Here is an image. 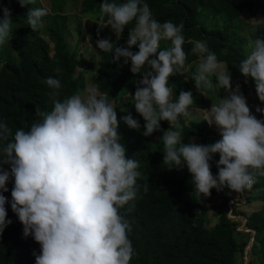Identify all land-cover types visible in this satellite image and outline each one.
<instances>
[{"label": "clouds", "instance_id": "9594fccd", "mask_svg": "<svg viewBox=\"0 0 264 264\" xmlns=\"http://www.w3.org/2000/svg\"><path fill=\"white\" fill-rule=\"evenodd\" d=\"M16 2L24 8L34 0ZM0 14L2 46L11 39L13 22L9 8H0ZM49 14L46 6L29 8L26 19L31 30L43 28ZM105 18V27H110L117 39L135 20L126 47L98 39L95 48L112 53V63L130 62V72L142 77L134 95H127L144 121L143 136L162 132V163L170 170L186 166L199 198L209 197L212 189L220 192L228 188L236 194L251 190L256 178L264 177V119L252 114L240 85L233 87L228 68L206 41L192 42L191 53L201 59L191 80L203 95L217 87L224 90L218 103L203 110L204 122L215 126L220 139L210 144L192 140L185 144L181 136L192 115V92L181 91L174 98L169 86L170 76L183 75L187 60L184 24L171 20L161 23L143 0L119 4L103 0L99 20L104 22ZM161 41H170L171 47L161 50ZM133 46L138 48L135 53ZM246 47L250 51L238 68L252 79L254 84H246V88L264 107V39H251ZM55 72L59 74L61 69L57 67ZM45 83L52 90L50 112L35 107L37 119L28 130L20 128L14 133L0 120V234L12 222L6 219L8 200L3 194L8 192L6 184L11 178V210L23 227V237L31 236L40 245L39 255L32 253L35 264H130L134 255L128 238L131 226L120 210L125 205H130L128 212L133 210L130 202L137 198L141 173L139 161L126 158L117 111L108 94L95 87L87 89L83 97L75 94L60 100V79L48 77ZM255 111L264 116V108L257 106ZM121 119L130 129L141 127L130 112ZM162 121L168 122L167 130H162ZM217 154L218 171L213 176L210 162ZM251 242L252 237L244 248Z\"/></svg>", "mask_w": 264, "mask_h": 264}, {"label": "trees", "instance_id": "16d2710c", "mask_svg": "<svg viewBox=\"0 0 264 264\" xmlns=\"http://www.w3.org/2000/svg\"><path fill=\"white\" fill-rule=\"evenodd\" d=\"M66 1L73 8L78 5L76 12L69 14L65 10ZM36 2L34 0L32 5L21 8L16 0H0V8L11 10L13 22L9 43L0 46V120L6 122L13 133L20 128L28 130L37 119L34 116L35 107L38 106L42 111L52 110V90L45 83L48 77L60 79L62 88L58 99L63 100L83 92L86 81L83 72L94 69L90 76L91 85L99 92L107 93L109 103L117 111L118 134L126 148V158L139 161V191L135 201L130 202L134 208L128 212L130 205H125L120 210L131 226L128 238L134 248V255L130 264H244L241 253L250 237L252 242L247 251L246 264H264V177L258 176L252 189L243 192L242 205L233 199L235 192L228 194L227 188L220 192L212 189L209 197L199 198L186 166L170 170L162 163L163 143L159 140L162 132L143 136L144 121L135 111L133 98L127 95L119 104L116 103L127 93L134 95L142 78L130 72V62L128 65H123L122 61L119 65L112 63V53L99 50L97 65L92 68L91 63L87 62L85 68L79 70L78 64L84 60L77 52L76 44L72 46L66 40L65 31L71 18L80 19L75 15L77 12L89 14L96 24L101 22L99 15L103 0H50V14L44 18V27L33 32L27 23L26 14L31 7H44ZM110 2L119 4L124 0ZM143 2L149 5L154 18L161 23L171 20L174 24H184L183 47L188 54L185 64L187 72L170 76L169 86L173 88L174 98L181 91L192 92L194 104L189 109L191 114L206 106L207 96L211 93L203 95L201 90H196L191 80L201 59L191 53L194 46L192 42L206 41L209 50L228 68L231 80L235 81L244 77L238 65L246 57L245 49L250 40L264 39V0ZM244 14L249 17L246 18L248 22L242 18ZM219 16L224 18L220 24L216 22ZM241 19L244 21L243 27ZM233 20H238V23L232 24ZM78 25L79 21H76L74 29L78 30ZM134 26L135 20L126 26L119 39L115 37L110 42L117 47H126L128 31ZM96 35L99 34L96 32ZM169 47L170 41H161V50ZM131 51L135 53L138 48L133 46ZM57 67L61 69L59 74L55 72ZM212 80L215 83V77ZM237 84L233 83V87ZM129 112L140 122L139 130L130 129L121 119ZM255 113L252 111L259 119L261 115ZM181 123H184V118H181ZM188 125L183 128L182 143L192 140L197 144H210L220 139L215 127L204 122L203 117H190ZM161 127L167 130L168 122L162 121ZM155 135L158 136L157 141H154ZM218 160L215 155L210 162L213 176L218 171ZM6 187L8 192L3 193L8 200L5 205L6 219L12 222L0 234V264H35L32 253L35 251L39 255L40 245L31 236L23 237V227L10 206L11 178ZM211 197L218 199L216 205L209 206L214 209L213 224H209L208 206H205ZM228 210L233 216H241L245 227L252 230L253 234L239 231L237 226L240 220L227 217Z\"/></svg>", "mask_w": 264, "mask_h": 264}, {"label": "rangeland", "instance_id": "374dc122", "mask_svg": "<svg viewBox=\"0 0 264 264\" xmlns=\"http://www.w3.org/2000/svg\"><path fill=\"white\" fill-rule=\"evenodd\" d=\"M36 1H37L36 2L37 4H43L46 7L50 6V0H36ZM77 6L78 5H75L74 8L71 7V5H70V3L68 1H66L65 4H64L65 10L68 11L69 14H72L73 12H76ZM75 15H77L80 19L79 20H77L76 18H71L70 19V22L68 23V28L65 31L66 32V34H65L66 35V40H69V42H70V44L72 46H74L76 44L77 52L81 54V57L84 60L83 63L81 62L80 64H78L79 70L84 69L87 62L91 63L92 68H94L97 65L96 62H97V59H98V51H99L98 49L95 48L96 41L98 39H109L111 41L112 39H114L117 36L111 30L110 27H105L106 21H104V22H98L97 21L98 23L96 24V23H94L93 18L89 14L77 12ZM242 18L246 22H248V20L246 18H249V17L246 14H244ZM223 19L224 18L222 16L221 17L219 16L216 19V22L218 24H220V22ZM76 21H79L78 30L74 29V26L76 25ZM243 22L244 21L241 19L240 23L242 24V27L244 26ZM231 23L232 24L238 23V20H233ZM93 24H95V25H93ZM95 26H96V31L94 30ZM244 28L246 29V27H244ZM249 30L250 29H248V31ZM96 32L99 34L98 36L96 35ZM245 51H246L245 53H247V51H250V49L246 48ZM93 70L94 69H92V70L89 69V70H85L83 72V76L86 79V81H85V89H84V91L79 94L82 97L84 95H86L87 89L94 87V85H91V81H90V76L92 74L91 71H93ZM183 71L187 72V67H185ZM248 80H250V81H248ZM231 82H232V85H233V83H239L240 89H241L243 95L245 96L247 104H248L249 108L251 109V111H255L257 106H259L260 108L263 107L262 105H260L257 102V100L252 95H250L251 90L249 91L246 88V84H248V87L252 86L250 84H254V82L252 81L251 78L247 79L246 77H243V78H239V79H237L235 81L231 80ZM224 95H225L224 90L223 89L219 90V88L217 87L214 92H211L208 95L206 106L203 109H200L198 112L193 113L191 115V117L196 116L197 118H201V117L204 118L205 115H206V112H204L203 110H210L211 103H218L219 96H220V98H223ZM126 97H127V94L123 95V97L120 98L119 102H116V103L119 104ZM189 112L192 113L191 110H189ZM262 117H264V116H260L259 119H262ZM157 140H158V136L155 135L154 136V141H157ZM217 156L219 158L218 154H217ZM226 191H227V193L228 192H232L228 188L226 189ZM203 198L204 197H201V199H203ZM234 200L238 201L239 204L242 205L243 201H244V194H242V193H239V194L234 193ZM217 203H218V199H216V197H211L209 199V201L205 203V206H208L207 216L209 217V220H210L209 224H213L215 222V217L213 216V213H212L214 209L210 208L209 206H214ZM226 215L228 217L232 218V219L240 220V223H238L239 225L237 226L238 230L239 231H244V232L246 231L245 221H244V219L242 217H240V216L236 217V216H233V215L231 216L229 210L227 211ZM252 234H253V232H252ZM248 249H249V245L247 244L246 247L243 249V251L241 253L243 261H244V264H246V261H247V251H248Z\"/></svg>", "mask_w": 264, "mask_h": 264}]
</instances>
